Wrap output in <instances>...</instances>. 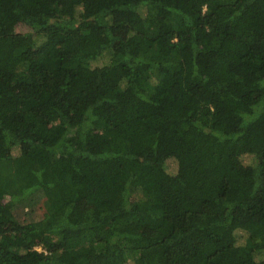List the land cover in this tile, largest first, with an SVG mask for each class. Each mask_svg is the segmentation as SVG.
I'll use <instances>...</instances> for the list:
<instances>
[{
    "label": "trees",
    "instance_id": "trees-1",
    "mask_svg": "<svg viewBox=\"0 0 264 264\" xmlns=\"http://www.w3.org/2000/svg\"><path fill=\"white\" fill-rule=\"evenodd\" d=\"M0 166V264H264V0H0Z\"/></svg>",
    "mask_w": 264,
    "mask_h": 264
},
{
    "label": "rangeland",
    "instance_id": "rangeland-1",
    "mask_svg": "<svg viewBox=\"0 0 264 264\" xmlns=\"http://www.w3.org/2000/svg\"><path fill=\"white\" fill-rule=\"evenodd\" d=\"M0 175L5 177L3 166H0ZM49 207V202L41 193H33L15 203L13 214L20 222L33 221L39 219L42 211ZM123 247L126 258L132 260L136 254L128 248L127 244L123 243Z\"/></svg>",
    "mask_w": 264,
    "mask_h": 264
}]
</instances>
